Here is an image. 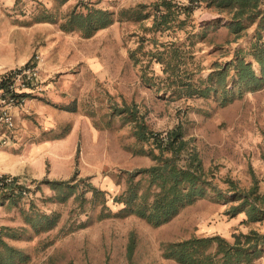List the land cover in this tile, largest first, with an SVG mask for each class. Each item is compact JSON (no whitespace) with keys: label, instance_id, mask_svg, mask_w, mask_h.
Segmentation results:
<instances>
[{"label":"rangeland","instance_id":"rangeland-1","mask_svg":"<svg viewBox=\"0 0 264 264\" xmlns=\"http://www.w3.org/2000/svg\"><path fill=\"white\" fill-rule=\"evenodd\" d=\"M160 1L17 0L6 10L1 5L0 34L16 33L12 49L0 48V55L30 59L24 64L43 55L45 90L34 99L57 114L54 121L48 114H32L25 125L16 124L10 132L13 143L20 130L26 136L15 140L13 149L66 139L74 151L55 157L50 148L34 160L22 158L25 163L17 165L21 175L4 173L23 188L21 197L0 198V236L29 255L26 264H179L165 256L171 243L213 236L233 243L235 236L251 231L264 235V221L251 222L246 212L230 215L239 202H220L215 196L196 200L158 227L135 215H118L124 204L116 199L127 187L126 173L154 166L152 155L160 152L154 139L137 138L139 125L166 142L179 130L219 189L227 190L233 181L239 189L257 186L264 197V86L241 95L238 89L230 92L236 77L230 64L237 56L244 55L261 72L253 48L264 43L258 41V24L234 32L233 13L205 0L189 19L179 17L188 20L185 26L158 31L153 25L164 12L155 7ZM171 1L190 5V0ZM139 5L147 6L145 19L121 15ZM95 10L114 12L116 22L91 38L77 28L63 29L74 14ZM174 49L184 79L200 84L229 67L226 86L207 98L173 94L162 59ZM71 179L78 183L75 192L49 183ZM90 185L106 193V203L93 202L92 192H86ZM261 249L252 264H264V244Z\"/></svg>","mask_w":264,"mask_h":264},{"label":"trees","instance_id":"trees-1","mask_svg":"<svg viewBox=\"0 0 264 264\" xmlns=\"http://www.w3.org/2000/svg\"><path fill=\"white\" fill-rule=\"evenodd\" d=\"M203 1L205 0H190V5H177L171 0H161L155 7L159 11V8L164 7L162 9L164 12L156 17L154 29L166 31L170 30L174 24H179L180 27L185 26L187 19ZM210 4L215 5L221 11L233 13L230 28L234 32H241L257 23L258 41L264 40L262 33L264 31V0H210ZM146 8V5H139L135 9L122 11L121 15H130L140 21L146 18L143 13ZM181 15H185L187 19L180 20ZM115 22L114 12L95 10L89 11L88 14H74L63 25V29L72 32L77 28L85 38H91L99 30L105 29ZM253 48L261 72L257 73L253 63L246 60L244 55L237 56L236 60L230 64L236 71L235 86L230 91L231 93L238 89L241 95L245 89L255 91L264 86V43L255 44ZM171 53L168 59L163 58L162 61L166 65L165 73L168 75L166 80L170 79V86L172 85L174 88L172 89L173 94L189 97L198 95L207 98L218 92L220 85H225L226 76L230 71L229 67L226 70L216 71L215 74L209 76L207 81L198 84L192 82L189 77L184 79L178 73L179 53L175 49ZM214 79H217V85L214 84ZM161 84L163 81H160ZM235 96L236 94H233L232 98ZM223 100L225 103L228 101L227 98ZM138 127L142 130L136 131L137 138L140 141L154 139V144L160 152L152 155L155 161L154 166L126 173L127 187L116 199L124 204V208L118 215H135L158 227L175 218L182 209L196 200L215 196V200L220 202H239L230 207L228 211L230 215L246 212L249 221H264V202L262 200L264 197L258 194L257 186L248 190L239 189L235 182L229 181L227 190L219 189L214 182V176H210L205 171L199 155L195 151H190L188 141L184 139L179 130L173 131L166 142L164 139H159L157 135H148L144 125ZM73 182L76 180L49 181L56 190L63 191L68 188L71 192H75L78 183L72 184ZM89 187L90 189L86 192H92L93 202L103 199L106 203L104 191L92 185ZM22 188L16 186L2 191L0 198L21 197ZM40 226L46 227V225ZM263 244L264 235L257 231L235 236L233 243L221 236L192 238L169 244L166 247L165 256L176 260L179 264H252L261 257ZM29 260L28 254L9 246L0 236V264H26Z\"/></svg>","mask_w":264,"mask_h":264},{"label":"built area","instance_id":"built-area-1","mask_svg":"<svg viewBox=\"0 0 264 264\" xmlns=\"http://www.w3.org/2000/svg\"><path fill=\"white\" fill-rule=\"evenodd\" d=\"M43 64V55L37 54L33 63L12 68L0 66V149L13 144L10 132L16 127V112L25 109L30 100L45 90ZM21 185L0 172V192Z\"/></svg>","mask_w":264,"mask_h":264},{"label":"crops","instance_id":"crops-1","mask_svg":"<svg viewBox=\"0 0 264 264\" xmlns=\"http://www.w3.org/2000/svg\"><path fill=\"white\" fill-rule=\"evenodd\" d=\"M17 0H0V9L2 8L1 5L4 6V9L6 10L7 8H13L15 2ZM25 1V0H23ZM14 33H16L13 29L9 31H5L4 33L0 34V48H3L4 50L12 49V37L14 36ZM30 59H14L11 57H5L0 55V66L4 67H16L17 65L19 66L20 64L23 65L26 61ZM43 76H44V71H43ZM47 89V88H46ZM46 92V91H45ZM43 96V93L41 94L40 97ZM39 98V97H38ZM37 99H32L30 100L25 109L19 110L16 112V124L17 126L21 127L22 125H25L24 121H27L30 119V115L34 114L37 117H44L45 115H49V120L54 121L53 118L57 114H53L51 109L44 106H41V102ZM47 109L46 111H50L46 114H43L41 111ZM47 115V116H48ZM52 115V116H50ZM54 116V117H53ZM50 124V123H49ZM35 134V132H33ZM26 136V131L20 130L18 132V136H16L15 140H21ZM74 134L72 133L70 137H68V140L72 138ZM14 140V143L10 146L9 149L7 150H1L0 151V172L6 173V174H12V175H21L22 173L18 172L17 165L25 163V161L22 160L24 157H29L30 159H36L38 156H41V154L44 152H47L46 150L50 149L54 150L53 156L55 157H60V154L58 152L64 150V156H71L74 154V151H72L71 144L66 141V139L62 140V142L52 144L47 142V143H42L35 145L29 150H25L19 152L18 149L14 150L13 147H16L18 143ZM42 141H44V138H42ZM74 150V149H73Z\"/></svg>","mask_w":264,"mask_h":264}]
</instances>
